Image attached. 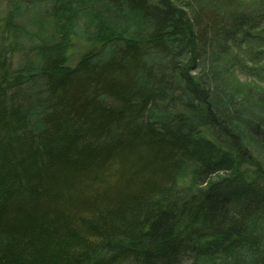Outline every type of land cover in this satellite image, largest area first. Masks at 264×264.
I'll return each instance as SVG.
<instances>
[{
    "label": "trees",
    "instance_id": "1",
    "mask_svg": "<svg viewBox=\"0 0 264 264\" xmlns=\"http://www.w3.org/2000/svg\"><path fill=\"white\" fill-rule=\"evenodd\" d=\"M263 227L264 0H11L0 264H264Z\"/></svg>",
    "mask_w": 264,
    "mask_h": 264
},
{
    "label": "rangeland",
    "instance_id": "2",
    "mask_svg": "<svg viewBox=\"0 0 264 264\" xmlns=\"http://www.w3.org/2000/svg\"><path fill=\"white\" fill-rule=\"evenodd\" d=\"M31 1H33V4H36V2H37V0H31ZM10 3H11V0H0V23L4 18H6L8 16V12L10 10ZM93 8H96V10H99V8L97 6H94ZM20 9L24 10V11H22L21 16L17 20L19 29H23L24 31L46 29V31L49 34L59 35V24L58 23L57 24L55 23L56 25L52 26L44 18L42 19V17H43V15H41L42 10H43L42 5H40V4L35 5V7H33L31 10H28L26 8V6L23 5V6H20ZM100 10L103 13L100 15V17L104 20L106 19L105 20L106 22L114 20V17H112L110 14H108L105 9H100ZM81 15L82 16H80V17L83 19V21H85V17H88V22H86V23L90 24V26H91L92 23H91V20L89 18L93 19L94 18L93 15H90L87 13L81 14ZM75 20H77V19H72L71 22L74 23ZM119 21L122 22L121 19H119ZM78 24L81 25V27H78L75 24L74 31H76V32L78 31L79 33H82L84 26L80 23H77V25ZM125 25L127 26V23H125ZM88 39L89 38L87 36H82L81 38L77 37L74 39V45L75 46H74V48H71V50L69 51V54H68L69 55V64L73 65V64L77 63V61L81 58V56L85 52L93 49L94 42L90 41ZM238 78L241 81H246V77L243 74H239ZM184 184H186V183H184ZM190 263H192L191 259L188 260L187 264H190ZM198 264H200V263H198Z\"/></svg>",
    "mask_w": 264,
    "mask_h": 264
}]
</instances>
